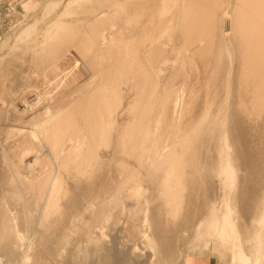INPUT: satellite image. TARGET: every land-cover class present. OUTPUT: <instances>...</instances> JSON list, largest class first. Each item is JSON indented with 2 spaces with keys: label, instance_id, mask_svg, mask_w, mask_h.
Returning a JSON list of instances; mask_svg holds the SVG:
<instances>
[{
  "label": "bare ground",
  "instance_id": "obj_1",
  "mask_svg": "<svg viewBox=\"0 0 264 264\" xmlns=\"http://www.w3.org/2000/svg\"><path fill=\"white\" fill-rule=\"evenodd\" d=\"M40 1L5 0L21 22ZM162 1L45 0L0 59L9 264L101 255L108 231L129 264L138 246L170 264L191 244L260 264L264 0ZM32 89L37 101L19 112Z\"/></svg>",
  "mask_w": 264,
  "mask_h": 264
},
{
  "label": "rangeland",
  "instance_id": "obj_2",
  "mask_svg": "<svg viewBox=\"0 0 264 264\" xmlns=\"http://www.w3.org/2000/svg\"><path fill=\"white\" fill-rule=\"evenodd\" d=\"M1 1V0H0ZM3 1V0H2ZM0 2V25H1V27H0V59L4 56V55H6L7 53H8V51L10 50V48L14 45V42H15V39H16V37H17V35H18V33L30 22V21H32V20H37L38 18H39V16H40V12H41V10H42V3L45 1V0H41L40 1V5L36 8V10L35 11H32L31 12V14L23 21L22 20V22H21V15L22 14H24V10L23 9H21V7H20V4H15V14H8V10L10 9L8 6H7V3L5 2V0L3 1V2ZM62 1H64V0H62ZM124 0H120V2H123ZM119 2V3H120ZM162 4H164V0L162 1ZM160 9L161 8H159V10H156V12L155 13H153V19H156V21L157 22H155V23H153V25H158V24H163V17H162V10L160 11ZM60 9H58L57 11H59ZM107 10V9H106ZM116 10H117V7H116ZM8 15V16H7ZM12 15V16H11ZM56 14H53L52 15V18L55 16ZM2 16L4 17V19L2 18ZM7 16V17H6ZM9 17V18H8ZM17 19V20H16ZM18 20H19V22H18ZM14 23V24H13ZM46 24V22L45 23H42L41 25L42 26H44ZM231 23L228 21V22H226V24H225V27H224V29L226 30V32H230L229 30L231 29ZM150 26H151V23H150ZM230 26V27H229ZM173 33L177 36V29L175 28L174 30H173ZM161 42H163L164 43V45H166V38H163L162 39V41ZM4 43V44H3ZM62 59H64V58H62ZM74 73V72H73ZM165 73H168V72H165ZM35 80H37L36 81V84H33L34 82H35ZM32 81H33V79H32ZM40 83V81H38V79H34V81L33 82H31V80H30V82H29V84H30V88H33L34 86L37 88V90H38V88H39V91L40 92H42L43 90H42V88H40L41 87V83L38 85V84ZM35 87H34V89H35ZM41 89V90H40ZM19 98H17V100H16V103H17V109H18V111L19 112H23L26 108V106L25 105H27V104H33V103H35L36 101H37V94H36V92H34V90L32 89V90H30L29 91V93H27L26 95H25V97H24V99L23 100H19ZM18 101V102H17ZM20 101H22V102H20ZM39 108H40V111L41 110H43L44 108H45V104H39ZM29 113V114H28ZM31 112H26L25 113V117H26V119L28 120V119H30V118H32V115L30 114ZM30 115V116H29ZM29 116V117H28ZM28 117V118H27ZM263 231V230H262ZM263 235H264V232H261V234H260V237H259V239H262L263 238ZM107 236H110V238L109 237H107V241L106 242H108V240L110 241V242H108V243H106L107 245L105 246L106 247V249L104 248V250H103V252L101 253V255H100V253L99 254H95V256L94 255H92V257H91V255H88V253H86V251L85 252H82V254L81 253H79V255H77V257H75V261L74 262H71V264L73 263V264H84L85 263V260H86V263L85 264H98V263H101V264H129V263H127V261H128V256L130 257V253L128 252V251H126V250H124L125 248H122V247H120V248H117V247H114V245H116L117 246V242L118 241H121V239L119 238V236H117V237H114L115 236V232L114 231H108V235ZM112 236V237H111ZM113 237L114 238H116L115 240L117 241H115L114 242V239H113ZM112 238V239H111ZM120 240H119V239ZM112 241H113V243H112ZM113 245H112V244ZM114 243H116V244H114ZM264 239H263V241L261 242V245L259 244V255H260V257L262 256V254H263V256L261 257V262H260V264H264ZM110 244V245H109ZM109 245V246H108ZM108 246V247H107ZM111 246V247H110ZM202 246V247H201ZM110 247V248H109ZM193 247V248H192ZM198 247V248H197ZM117 248V249H116ZM199 248H200V250H199ZM206 248H208L209 249V246H207V245H189V246H185L184 248H183V250L179 253V257H177V259H175L174 261H173V263H170V264H180L181 262L183 263V264H229V262H227L226 261V263H222V260H220V258L218 257V256H216V255H212L211 253H210V249L208 250V249H206ZM140 249V250H139ZM194 249V250H193ZM202 249V250H201ZM205 249V250H204ZM118 250V251H117ZM121 250V251H120ZM137 250H139L138 251V253H140V257H136L137 259H134L132 262H131V264H147L148 262H146V260H147V257H148V254H150L149 253V251L147 250V249H143L142 250V248L140 247V246H138V248H137ZM105 251V252H104ZM192 251V252H191ZM99 252H101V251H99ZM128 252V253H127ZM183 252H185L184 254L185 255H183L184 256V259H183V257L181 256L182 254H183ZM187 253V254H186ZM190 253V254H189ZM87 254V255H86ZM103 254H104V256H103ZM192 254V255H191ZM83 255V256H82ZM107 255V256H106ZM80 256H82V259H81V257ZM84 256H86V257H84ZM124 256V257H123ZM185 256H186V258H185ZM84 257V258H83ZM104 257H106V258H104ZM123 258V259H120V258ZM192 257V258H191ZM87 258V259H86ZM89 258V259H88ZM90 258H93V260H91ZM96 258V259H95ZM103 258V259H102ZM77 259H78V261H77ZM83 259H84V261H83ZM101 259V260H100ZM183 260V261H181V260ZM98 260H100V262L98 261ZM104 260V261H103ZM118 260V261H117ZM122 260V262H120ZM124 260V261H123ZM140 260V261H139ZM77 261V262H76ZM91 261V263H89ZM109 261V262H108ZM81 262V263H80ZM103 262V263H102ZM136 262V263H135ZM167 263V262H166ZM165 263V264H166ZM0 264H9V259H8V257H7V255L5 254V253H2V252H0ZM66 264H68V263H66ZM70 264V263H69ZM148 264H150V263H148ZM152 264H164V262H161V261H153V263ZM167 264H169V262L167 263Z\"/></svg>",
  "mask_w": 264,
  "mask_h": 264
},
{
  "label": "built area",
  "instance_id": "obj_3",
  "mask_svg": "<svg viewBox=\"0 0 264 264\" xmlns=\"http://www.w3.org/2000/svg\"><path fill=\"white\" fill-rule=\"evenodd\" d=\"M2 18L4 19V17L2 16ZM1 23V22H0ZM0 27H1V25H0Z\"/></svg>",
  "mask_w": 264,
  "mask_h": 264
}]
</instances>
